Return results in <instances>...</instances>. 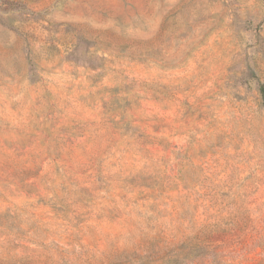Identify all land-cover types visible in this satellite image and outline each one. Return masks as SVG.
<instances>
[{"label": "rangeland", "instance_id": "rangeland-1", "mask_svg": "<svg viewBox=\"0 0 264 264\" xmlns=\"http://www.w3.org/2000/svg\"><path fill=\"white\" fill-rule=\"evenodd\" d=\"M0 264H264V0H0Z\"/></svg>", "mask_w": 264, "mask_h": 264}]
</instances>
